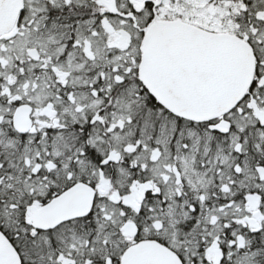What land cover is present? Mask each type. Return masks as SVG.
Returning <instances> with one entry per match:
<instances>
[{"label": "snow or ice", "instance_id": "1", "mask_svg": "<svg viewBox=\"0 0 264 264\" xmlns=\"http://www.w3.org/2000/svg\"><path fill=\"white\" fill-rule=\"evenodd\" d=\"M0 264H264V0H0Z\"/></svg>", "mask_w": 264, "mask_h": 264}]
</instances>
